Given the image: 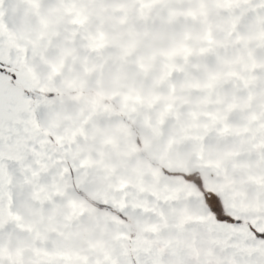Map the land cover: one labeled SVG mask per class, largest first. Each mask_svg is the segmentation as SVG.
I'll return each mask as SVG.
<instances>
[{"label":"snow or ice","instance_id":"snow-or-ice-1","mask_svg":"<svg viewBox=\"0 0 264 264\" xmlns=\"http://www.w3.org/2000/svg\"><path fill=\"white\" fill-rule=\"evenodd\" d=\"M0 264H264V0H0Z\"/></svg>","mask_w":264,"mask_h":264}]
</instances>
